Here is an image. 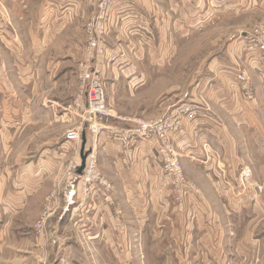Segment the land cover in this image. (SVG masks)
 <instances>
[{"label": "crops", "instance_id": "1", "mask_svg": "<svg viewBox=\"0 0 264 264\" xmlns=\"http://www.w3.org/2000/svg\"><path fill=\"white\" fill-rule=\"evenodd\" d=\"M96 1L0 0V5H7L9 12L7 16L2 15L0 7V58L11 59V68L24 74L21 75L24 81H28L30 73L37 72L38 82L42 80L45 84L40 90H51L56 82L50 80L47 71L58 70L63 56L51 63L43 57L45 51L73 24L86 20ZM32 3L38 4L35 13ZM20 4L26 8H21ZM225 6L231 8L232 2L225 5L224 0H121L111 11L105 49L95 62L98 68H103L101 72L105 69L113 73L114 80L110 79L113 85L120 80L129 85L138 83L141 88L145 76L156 77L164 72L162 69L173 56L169 55L175 39L184 40L189 33L200 31L212 18L223 14ZM73 39L62 47L72 58L80 52L78 47L84 42ZM252 56L246 51L243 40L235 38L227 52L212 58L202 80L195 81L192 95L202 94L205 104L193 95L185 103L195 106L194 114H180L173 106L162 114L177 116L180 128L170 134V139L187 169H195L213 188L215 201L221 205L218 211L211 210L208 199L191 196L189 204H194L193 211L197 215L188 219V214L177 211L173 204L168 178L156 157L154 143H133L132 155L128 156L127 147L102 131L97 142L98 158L114 183V202L111 206L96 197V204L80 214L78 201H74L75 193H71L73 201L67 205L72 211L65 226L69 227L70 235L75 233L79 238L57 237L65 217L49 227L51 235L58 238L57 243L65 246L69 264H93L81 239L93 249L92 253L103 254L101 264L134 263L130 253L132 241L133 246L149 254L148 264H240L243 259H249L259 240L258 235L257 240L252 237L250 225L264 217V200L260 199L264 188L259 194L255 188L262 186L260 178L264 172V75L259 66L250 61ZM240 64L249 69L254 91L252 99H246L240 91L235 75L236 66ZM140 65L147 66L146 75L141 67L137 72L136 67ZM3 70L0 62V73L3 74ZM0 84L2 141L14 138L23 126L54 120L49 107L39 106L42 102L37 96H23L28 103L20 97H3ZM99 120L109 126L132 125L128 119ZM68 142L62 138L38 146L36 154L27 158L25 164L17 160L12 167L1 164L0 248L17 244L27 236L21 233L23 228L14 227L13 219L39 193L47 174L63 161ZM78 143L79 153L81 143ZM86 143L88 145V140ZM245 165L252 171L247 179L251 188L240 193L237 173ZM15 168L18 172L11 180V171ZM219 212L231 233L217 224ZM44 250V240L33 236L27 250L22 252V260L17 258L10 264H41L36 255ZM203 251L207 253L202 255Z\"/></svg>", "mask_w": 264, "mask_h": 264}, {"label": "rangeland", "instance_id": "2", "mask_svg": "<svg viewBox=\"0 0 264 264\" xmlns=\"http://www.w3.org/2000/svg\"><path fill=\"white\" fill-rule=\"evenodd\" d=\"M99 1L100 0L96 1L95 8L91 11L90 16L86 20L84 19L83 21L73 24L45 51L43 57L50 59L51 63L53 59L60 60V56H63L58 70L55 68L53 71H47V73H50V80L56 82L57 85L52 87L51 90L47 92L42 91V89L40 90L41 86H45V84L42 80L38 82L37 72L30 73V80L24 81V76H21L24 74H19L11 68V59L0 58L1 64L3 63L4 65L3 74L0 73L3 97H20L23 102L28 103L27 98L23 96H37L42 102L38 105L43 108L49 107L52 112L51 119H54L53 121L46 120L43 123H38L36 126H23V128L14 135V138H8L3 141L0 139V161L3 162L0 163V165L5 164V166L12 167L16 160L25 164L27 158L36 154L34 152L38 146L43 147L47 142L52 140H62V138H65L66 133L80 128L78 126H81L84 120L88 121L89 127L97 120L99 123L98 125L103 127L102 131L105 132L108 137L114 139V137L109 134V127L116 125H106L99 119L106 117H109L110 120H112V118L123 119L125 121L128 119V121L132 123L135 121H154L164 117L162 114L168 111V108L171 106H173L172 108L174 110L178 109V112L183 105H187V108H191V103L188 105L185 101L193 95L196 96L200 103L205 104L206 100L202 94L195 92L192 95V88L194 87L195 81L202 80L201 76L207 72L212 58L220 53L227 52L232 46L235 38L237 39L239 37L245 42L243 39L244 32H264V0H224L225 5L232 2V7L228 8L225 6L223 14L219 15L217 18H212V20L206 24V27H203L200 31L189 33L184 40H180V38L175 39L174 46L170 51L171 55H169L173 56L170 58V62L162 69V72H164L156 77L151 75L145 76L146 81L141 88L138 87V83L129 85L120 80L113 85L110 81V79L114 80V78H112L113 73L110 71L107 72L105 69V72H101L103 68H98V75L103 82L104 99L102 106L107 113L89 118L88 115L82 111L86 99L81 95L80 75L82 71L80 62L84 61L85 53L92 48L89 44L91 41L90 36L87 34V31H85V25L95 16L94 13L99 7ZM37 5V3H32L33 13H35ZM0 7L2 15L7 16L9 13L7 5L1 4ZM20 7L26 8L23 4H20ZM18 28L20 27L18 26ZM107 34L108 31L106 34L100 35L99 37V40L102 41V45H100L101 53L105 49L104 43ZM71 38H74L73 40L84 41L83 45L78 47L80 52L76 54L74 58L69 56L70 54L66 49L63 50L62 48L66 41L69 39L71 40ZM95 61L92 62L91 65L97 64ZM140 67L146 75L147 66L140 65L136 67L138 73ZM243 68H245L248 73L249 69L246 66H242L241 64L236 66L237 70ZM250 85L252 88L251 80ZM46 94L57 101L55 102L54 100L51 101L45 98L47 97L45 96ZM192 110L193 108H191V111ZM111 112H115V116L111 117ZM113 121L114 120H112V122ZM105 122L108 121L106 120ZM178 122V119H176L174 124L177 128L174 129V131L180 128ZM116 127L123 129V127L120 126ZM83 130H85L86 140H88V145L85 142L84 148L87 155L90 145H92L91 137L93 133H91V129L88 127H83ZM174 131L165 133L166 141L165 137H160L159 141H161L162 144H167L168 142L171 148V156L176 158V164H178L182 172L181 179L189 186L182 194L176 191L172 176L165 171V160L158 154V145H156V147L154 146V150L162 171L168 178V189L171 190V199L173 204H175V208L182 213L184 211V214H188V219H190L191 215L195 216L197 213L193 211L194 204H189V197L199 195L200 197L202 196L204 200H209L208 202L212 204L211 210L213 212L214 210L218 211L217 208L221 205L216 203L218 200L215 201L216 195L214 196L213 194V188L204 181L202 175L200 177V173H196L197 171L195 169L191 168L188 170L185 161L181 159V156H179V153L176 151L170 139V134ZM99 134L100 132L97 134V142ZM68 143V152L66 151L67 153H65L63 161L58 164L55 171L51 174H47V177L44 179L45 183L41 185L42 188L38 191L39 193L36 196L33 195L34 197L31 203L26 206L23 212L19 213L13 219L14 227L23 228L21 233L25 232L27 236L23 237L21 239L23 241H19L17 244H10L9 246L0 248V264H10L17 258L22 260V252L27 250V247L32 242L33 236L37 239L40 238L44 240L45 250L41 254L36 255L41 264H69L65 246L58 244L57 240L58 238L62 240L79 238L75 233L74 235H70L69 233H71V231L69 227L65 226L72 211V207L67 205L68 202H71V200L73 201V198H70L71 193H75L74 199L76 200L74 201H78L76 206L78 207V212L81 211L80 214L88 207L91 208V206L96 204V197H99L103 203L112 206L114 202L112 196V187L114 183L106 172L101 159L98 158V145L96 147L97 156L95 157L93 168H95L96 173L101 175L107 182V198L104 197V190L98 182H95L88 188L87 195L85 191H83V182L88 175L84 172V174L81 175L83 169L79 174H77V170L76 172H72V162L74 158L78 156L80 159V149L78 153L79 143ZM124 147L126 148V146ZM1 168L2 165L0 166V173L3 171ZM242 168H247L250 171V176L252 174L250 166L245 165L238 169L237 180L239 184L238 187L241 189L239 191L240 193L246 192L247 189L250 190L251 188L249 187L247 179L241 180L240 170ZM12 171L10 176L11 180L14 178V175L17 174L18 169L15 168ZM260 182L262 186L256 185L255 187L258 194L262 193V189L264 188V172L263 176L260 178ZM246 194L248 195L249 193L247 192ZM260 199L264 200V192ZM107 200L111 201V203H107ZM218 214L219 215L216 217L218 220L217 224L219 223L221 227H225L227 233H231L227 222L221 217V213L219 212ZM73 216L75 217V215ZM64 217V222L61 224V232L57 235L58 238L56 236L53 237L49 227H52L56 221ZM263 218L255 220L254 223L250 225V229L253 231L252 237L254 240H257L256 238L258 235L259 240L255 243V247L252 248L249 259H243L240 264H261L264 260ZM130 238L134 240L133 237ZM133 242L134 241L131 243L130 251L134 257H132L134 261L132 264H148L150 258L149 254L146 250L141 251L142 248L133 246ZM80 243L91 256L93 264H101L103 261V254L101 252L97 253V255L92 253L91 250L93 249L88 248L82 239ZM203 252L202 255L207 253L206 251ZM199 255H201V253H199Z\"/></svg>", "mask_w": 264, "mask_h": 264}, {"label": "built area", "instance_id": "3", "mask_svg": "<svg viewBox=\"0 0 264 264\" xmlns=\"http://www.w3.org/2000/svg\"><path fill=\"white\" fill-rule=\"evenodd\" d=\"M120 2L121 0H100L99 7L94 13L95 16H93L91 21L85 25V31H87V34L90 36L91 41L89 44L92 48L90 51L85 53L84 61L80 62L82 71L80 79L82 89L81 95L86 99L85 104H83L82 111L87 114L89 118L107 113L104 111L102 106L104 99L103 82L98 75L99 71L96 66L97 64L91 65V63L94 62L101 53L100 45H102V41L99 40V37L100 35L106 34L111 11L119 5ZM243 39L245 41L246 51L254 55L250 61L252 63H256L264 75V32H244ZM235 75L244 97L246 99H252L254 91H252L250 78L246 69H236ZM191 108H193L192 111ZM191 108H187V105H183L180 108L179 113L184 114L190 112L191 114H194L196 108L195 106H191ZM176 119L177 116L173 115L171 117H161L160 119L158 118L154 121H135L132 125L126 126V128L123 129L116 126H110L109 134L114 137V140L127 147L128 156L132 155V149L130 146L133 143L153 142L155 147L158 145V154L165 160V171L172 176L176 191L179 194H182L189 186L181 179L182 172L178 167V164H176V158L171 156V148L169 147L168 142L167 144H162L161 141H159L160 137H165L166 141L165 133L168 131H174V129L177 128L174 124ZM98 124L99 123L96 120V122L89 127L88 121L84 120L81 124L82 127L78 126L80 128L66 133L65 138L69 142L78 143L80 141L83 127L91 129V133H93L91 137L92 145H90L89 151L85 157L86 160L81 174L83 175L85 173L88 175L83 182V191H85L87 195L88 188L95 182H98L104 190V197L107 198V182L101 177V175L97 174L96 169L93 168L95 157L97 156V134L103 129V127ZM80 163L81 161L78 156L77 158H74L72 162V172H76V170H78ZM240 171L242 181L250 177V171L247 168H242ZM106 202L111 203L109 200Z\"/></svg>", "mask_w": 264, "mask_h": 264}, {"label": "water", "instance_id": "4", "mask_svg": "<svg viewBox=\"0 0 264 264\" xmlns=\"http://www.w3.org/2000/svg\"><path fill=\"white\" fill-rule=\"evenodd\" d=\"M86 142V135H85V130L81 131V147H80V159H81V164L79 166V169L77 170V174H79L81 172V170L84 167L85 164V156H86V152L84 151L85 148V143Z\"/></svg>", "mask_w": 264, "mask_h": 264}]
</instances>
